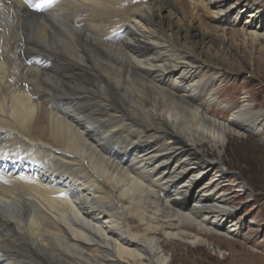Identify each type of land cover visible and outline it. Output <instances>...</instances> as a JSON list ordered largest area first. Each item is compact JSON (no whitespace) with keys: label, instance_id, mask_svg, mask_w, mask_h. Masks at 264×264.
<instances>
[{"label":"bare ground","instance_id":"6f19581e","mask_svg":"<svg viewBox=\"0 0 264 264\" xmlns=\"http://www.w3.org/2000/svg\"><path fill=\"white\" fill-rule=\"evenodd\" d=\"M48 1H0V264H171L237 235L221 152L264 112L211 90L241 70L186 24L264 44V0Z\"/></svg>","mask_w":264,"mask_h":264},{"label":"rangeland","instance_id":"374dc122","mask_svg":"<svg viewBox=\"0 0 264 264\" xmlns=\"http://www.w3.org/2000/svg\"><path fill=\"white\" fill-rule=\"evenodd\" d=\"M231 20V19H230ZM187 23L194 32L204 35L203 57L216 55L219 59V46L228 49L225 61L230 69L241 70L229 77H223L211 87L217 91L220 100L236 107L243 96H248L255 110L264 112V44L251 45L241 38L231 39L229 29H238L239 24H215L220 28L210 29L209 20ZM221 29L226 31L225 35ZM205 58V57H204ZM206 59V58H205ZM223 60V59H221ZM221 62V61H220ZM219 62V63H220ZM218 63V64H219ZM218 117L228 118V113H217ZM264 129V128H263ZM226 171L246 185V189L232 191L233 206L237 208L234 220L244 222L237 235H213L208 244H180L167 246L171 264H264V130L261 135L234 136L227 140L221 152ZM214 153L209 152L213 158Z\"/></svg>","mask_w":264,"mask_h":264}]
</instances>
